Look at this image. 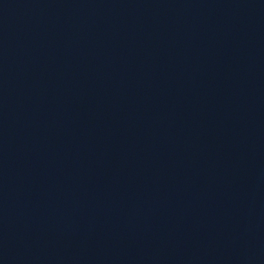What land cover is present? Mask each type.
Segmentation results:
<instances>
[{"label":"water","instance_id":"obj_1","mask_svg":"<svg viewBox=\"0 0 264 264\" xmlns=\"http://www.w3.org/2000/svg\"><path fill=\"white\" fill-rule=\"evenodd\" d=\"M0 264H264V0H0Z\"/></svg>","mask_w":264,"mask_h":264}]
</instances>
